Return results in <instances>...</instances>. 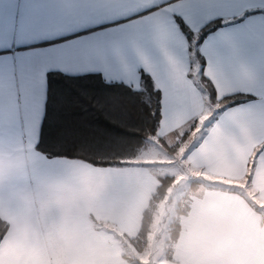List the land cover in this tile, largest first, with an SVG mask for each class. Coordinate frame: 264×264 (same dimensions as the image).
Listing matches in <instances>:
<instances>
[{
  "label": "crops",
  "instance_id": "crops-1",
  "mask_svg": "<svg viewBox=\"0 0 264 264\" xmlns=\"http://www.w3.org/2000/svg\"><path fill=\"white\" fill-rule=\"evenodd\" d=\"M173 12L194 33L222 21L199 44L203 74L217 99L250 97L219 112L216 104L186 161L264 206V0H0V125L15 122L0 137V218L8 225L0 264H128L116 237L139 230L157 187L150 170L71 158L41 166L55 157L33 145L48 71L98 73L134 89L144 71L160 90L157 135L165 141L200 118L206 97ZM91 217L109 228L97 230ZM178 225L172 264H264V215L238 191L198 186Z\"/></svg>",
  "mask_w": 264,
  "mask_h": 264
},
{
  "label": "trees",
  "instance_id": "trees-1",
  "mask_svg": "<svg viewBox=\"0 0 264 264\" xmlns=\"http://www.w3.org/2000/svg\"><path fill=\"white\" fill-rule=\"evenodd\" d=\"M222 24L220 19L211 20L197 33L192 32L186 24H182L180 29L188 42L190 75L195 72L197 85L204 92L207 102L217 104V112L250 98L234 94L217 99L213 85L203 74L204 59L199 51V44L209 32ZM160 98V90L142 70L139 72L137 89L122 82H106L98 73L68 75L48 71L46 100L35 149L48 157L78 159L95 166L144 165L136 164L133 160L148 146L150 138L156 139L161 147L169 148L165 140L157 135L161 117ZM194 123L195 120L192 124ZM254 159L255 155L245 177L247 186ZM199 172L204 177L195 179L190 192L195 191L198 186L238 191L252 208L264 215V206L255 203L251 196L236 185L225 183L203 170ZM166 184L167 177L163 176L149 198L137 235L131 238L138 248L144 246L143 236L152 221L155 202L161 200ZM185 212H177V217ZM91 220L97 230L109 228L92 217ZM7 226V222L0 218V237L5 234ZM170 230L168 243L171 246L167 248V259L171 258L172 244L179 231L178 218L174 219ZM121 256L123 259L126 257L124 253ZM127 261L131 262L129 259Z\"/></svg>",
  "mask_w": 264,
  "mask_h": 264
},
{
  "label": "rangeland",
  "instance_id": "rangeland-1",
  "mask_svg": "<svg viewBox=\"0 0 264 264\" xmlns=\"http://www.w3.org/2000/svg\"><path fill=\"white\" fill-rule=\"evenodd\" d=\"M214 108L216 104L211 105L206 101L205 113L197 118L194 124H190L165 141L169 148L161 147L156 139L150 138L148 146L133 160L136 164H144L150 170L157 185L160 184L163 176L167 177V184L161 200L155 202L152 223L143 236L144 246L138 248L132 237L125 234L116 237L128 264H172L166 258V253L168 246H171L168 243L170 227L174 219L178 218L177 212L180 211L179 201L187 197L190 201L189 189L193 188L195 179L204 177L199 169L187 163L186 153L207 130L212 121ZM127 259L131 262L129 263Z\"/></svg>",
  "mask_w": 264,
  "mask_h": 264
},
{
  "label": "snow or ice",
  "instance_id": "snow-or-ice-1",
  "mask_svg": "<svg viewBox=\"0 0 264 264\" xmlns=\"http://www.w3.org/2000/svg\"><path fill=\"white\" fill-rule=\"evenodd\" d=\"M151 9H146L142 12H151ZM141 12H137L136 14L138 16H143V15H139ZM131 17V16H130ZM129 20H131V18H129ZM172 20L174 21L175 25L181 29L182 24H187L185 21V17L183 14L178 13V12H173L172 13ZM93 55H98L96 52L92 53ZM103 56V59L105 62H112L110 55L107 51L103 52L102 54H100ZM9 100H11V95L9 96ZM3 113L2 111H0V116H2ZM15 130V122H10L7 125H0V137H4L5 135H10L12 134V132ZM21 143H23V138H21ZM33 150L35 151V144L33 145ZM62 159H68L66 157H55L51 160H49L47 157H43L42 161H39V163L41 164V166H45V165H56L58 164ZM119 182V178L118 177H114L113 178V183H118ZM0 239H2V237H0Z\"/></svg>",
  "mask_w": 264,
  "mask_h": 264
},
{
  "label": "built area",
  "instance_id": "built-area-1",
  "mask_svg": "<svg viewBox=\"0 0 264 264\" xmlns=\"http://www.w3.org/2000/svg\"><path fill=\"white\" fill-rule=\"evenodd\" d=\"M188 204H189V200H188V197L187 198H184L183 200L180 201L179 203V210L180 211H186L187 208H188Z\"/></svg>",
  "mask_w": 264,
  "mask_h": 264
}]
</instances>
